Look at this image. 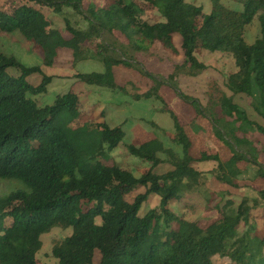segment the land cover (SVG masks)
Masks as SVG:
<instances>
[{
    "label": "trees",
    "instance_id": "16d2710c",
    "mask_svg": "<svg viewBox=\"0 0 264 264\" xmlns=\"http://www.w3.org/2000/svg\"><path fill=\"white\" fill-rule=\"evenodd\" d=\"M141 1L157 8L162 21L142 20L135 0H25V4L0 8V38L19 35L41 50L47 67L61 49L70 50L74 61L100 62L104 72L77 73L75 78L86 85L122 90L115 82L114 67L133 68L130 52H147L156 43L177 54L174 35H179L184 60L168 76L167 84L197 116L210 121L230 158L222 162L217 154L206 152L193 157L184 126L171 114L173 142L181 154L156 139L127 147L131 156L150 162L152 168L168 163L171 170L159 175L149 169L137 178L116 164L105 165L102 160L125 136L122 127L82 121L81 99L73 91L40 106L32 97L45 94L53 77L44 75L39 66L26 67L0 52V180L19 185L0 195V264H37L40 237L56 227L72 229L52 249L56 264H213L215 257H225L232 264H264V235L256 234L249 224L251 208L246 199L236 209L222 197L213 206L207 200L220 218L206 228L179 218L170 208L172 201L201 187L202 172L195 168L199 163H217L216 179L229 188H237V177L247 169H256V176L264 181L259 152L247 137L251 130L264 137V127L233 101L235 95L248 96L254 112L264 120V0H233L241 10L226 6L227 0H210L211 11L200 25L194 19L202 7L186 0ZM41 8L64 16L70 38L51 29ZM65 8L81 14L87 30L73 28ZM255 19L259 36L248 44L245 30ZM103 35L113 37L112 41L106 39L97 50L87 48ZM199 49L236 58L237 70L224 83L231 96L212 81L205 106L179 91L175 81L180 75L196 77L207 69L195 56ZM117 50L120 55L111 56ZM237 53L244 59L237 60ZM12 69L16 74L9 73ZM33 74L42 75L38 86L27 81ZM152 78L154 86L136 95V100L161 99L158 88L164 82ZM241 162L246 164L244 169L239 167ZM138 188H144V193L128 201L126 194ZM258 193L264 200V191ZM151 195L159 197L158 208L141 216L142 204ZM253 201L257 206V199Z\"/></svg>",
    "mask_w": 264,
    "mask_h": 264
},
{
    "label": "rangeland",
    "instance_id": "374dc122",
    "mask_svg": "<svg viewBox=\"0 0 264 264\" xmlns=\"http://www.w3.org/2000/svg\"><path fill=\"white\" fill-rule=\"evenodd\" d=\"M188 3L202 7V13L194 19L200 25L201 18L211 11L210 0H186ZM25 0H0V8H12L19 4H25ZM136 5L141 8L142 20L149 23L162 21V17L157 8L141 0H135ZM226 6L241 10L242 6L234 3L233 0L224 2ZM87 3L85 4V6ZM30 6L38 7L30 3ZM50 22L51 29L60 31L65 38H70L66 31L64 16L54 13L51 9L41 8ZM64 15L69 19L70 24L77 30H87L88 23L85 18L71 9H64ZM0 38V52L14 56L26 67L39 66L46 76H52V82L47 87V92L43 95L32 97L40 106L52 104L57 95H63L69 91L78 94L81 99L80 111L81 120L84 122H102L109 127L121 126L125 134L119 146L102 163L105 165H118L120 168L130 171L135 177L152 169L156 174H164L171 170L168 163H161L152 168L151 163L131 156L127 147L129 145H140L146 140H158L165 148H170L176 153L181 154V148L177 146L173 139L176 131L174 120L171 114H175L192 144V156L197 157L200 153L217 154L222 162L230 158L229 149L219 141L213 134L211 123L206 118L197 116L192 106L186 104L177 94L176 90L167 84L168 76L173 73L174 68L183 63L184 57L180 49L181 37L174 35V45L178 51L172 54L161 44L156 43L147 52H130L133 60L130 62L134 67L129 69L123 66L113 68L115 82L123 89L110 90L99 86L83 84L75 78L77 73H102L104 66L100 62L74 61L72 53L68 49L58 51V56L54 64L50 67L43 65V54L38 47L24 42L17 34L2 35ZM259 36V24L255 19L245 30V41L253 43ZM113 37L103 35L101 38L92 41L87 45L88 49L97 50L101 42H111ZM119 50L111 56H119ZM196 58L207 66L196 77L180 75L175 81L179 91L183 94L197 99L202 106L207 103V85L216 82L228 96L231 93L224 87L225 79L228 74L235 72L236 58L230 54L221 52H209L199 49L195 52ZM241 53H237V60H243ZM15 69L9 71L16 74ZM146 73V74H144ZM155 77L159 82H164L158 88V95L161 99L151 97L136 100V95H142L154 86ZM27 81L33 86H38L42 81L41 74H33ZM233 101L241 107L248 118L264 127V120L259 117L251 106V99L246 95H235ZM104 114L101 116V114ZM255 148L259 152V160L264 165V137L257 131H249L247 134ZM163 159L165 155L159 154ZM246 164L241 162L239 167L244 169ZM217 163L206 162L195 165V168L202 172L201 187L194 192L183 194L178 200L170 203L171 211L179 218L187 221H196L202 228L220 218L217 210L208 207L207 200L215 204L220 197L222 201H231L232 207L237 208L246 199L251 208L249 224L254 227L256 234L264 235V200L261 199L259 191H264V181L258 178L256 169H247L237 177V188H229L221 185L216 179ZM19 185L11 184L0 180V195H6ZM144 188H138L132 193L126 194V199L132 201L133 198L144 193ZM257 199L258 205L254 206L253 199ZM159 197L151 195L142 204L140 215H144L150 209L158 208ZM98 222V221H97ZM8 224V222H7ZM175 228V224H174ZM244 229H241L243 232ZM72 232V229H62L59 227L51 229L48 233L40 237L41 248L36 254L37 264H56V259L52 256L54 246L63 241ZM99 256H95L97 262ZM213 264H232L227 258L215 257Z\"/></svg>",
    "mask_w": 264,
    "mask_h": 264
}]
</instances>
